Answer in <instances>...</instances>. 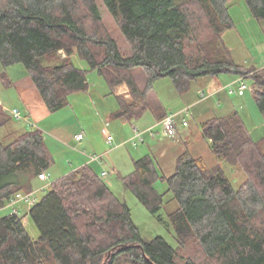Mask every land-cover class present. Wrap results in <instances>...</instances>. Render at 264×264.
<instances>
[{
  "label": "trees",
  "instance_id": "obj_1",
  "mask_svg": "<svg viewBox=\"0 0 264 264\" xmlns=\"http://www.w3.org/2000/svg\"><path fill=\"white\" fill-rule=\"evenodd\" d=\"M102 1L131 56L103 28L96 0H0V62L22 64L51 112L88 91L87 71L73 62L77 55L113 92L129 87V100L116 97L112 120L132 121L147 110L165 118L168 112L152 92L158 79L170 78L186 94L199 78L224 73L253 79L264 117V68L236 63L225 44V33L233 29V0ZM244 1L253 18L264 20V0ZM0 78L12 84L6 72ZM12 120L0 105V127ZM201 132L219 163L246 174L238 190L219 165L209 167L189 151L169 176L147 155L122 177L153 215L172 193L178 204L169 215L176 248L161 236L145 240L128 204L87 165L50 184L29 209L39 238L28 234L19 214L0 218V264H264V148L238 112L202 123ZM6 141L0 140V210L17 193H33L34 182L54 164L39 129L14 132ZM161 183L168 188L164 193L157 190Z\"/></svg>",
  "mask_w": 264,
  "mask_h": 264
},
{
  "label": "rangeland",
  "instance_id": "obj_2",
  "mask_svg": "<svg viewBox=\"0 0 264 264\" xmlns=\"http://www.w3.org/2000/svg\"><path fill=\"white\" fill-rule=\"evenodd\" d=\"M96 1L101 12L103 28L114 40H116L121 53L127 57L131 56L132 49L116 20L102 0ZM229 11L233 19V29L225 33L224 40L235 62L241 65L255 66L259 69H263L264 20L253 18L244 0H233L230 4ZM61 55L64 56L65 54L61 53ZM73 62L77 68L87 71L88 91L71 95L69 97L68 107L52 113L53 121L59 123L66 120L68 116L74 114L80 120L83 127L82 134L87 140L82 146V149L75 150L71 148L72 150L70 151L68 148H63L61 144L54 142L50 138L46 139V143L54 156V164L47 171V175L54 181L64 174L72 172L73 170H71L72 167L70 162L71 156H73L72 154H74L75 151L83 152V150H86L90 155L98 154L100 156L108 150L114 151H111V153L104 157V167L110 172V176L104 178L105 182L110 186L118 198L128 204L131 209L132 218L145 240H152L161 236L165 238L171 246L176 248L178 246L176 233L174 226L169 220V215L177 210L178 204L175 200H172V193H169L165 197L166 205L160 210L159 214L153 215L137 197L125 187L122 181V177L131 174L135 170V160L147 155L152 156L151 151L154 150L155 142H149L148 138H146V143L134 147L132 143L128 141L133 126L141 129L138 124L140 121L147 120L146 116L140 118L141 120L138 121V124L135 123L136 120H112L111 114L114 112V108L118 107V103L116 93L111 90L106 82V78L101 75L98 70H90L87 62L77 55L73 56ZM4 72L9 75L12 84L3 83L0 78V98L3 99V96H5L9 101V103H6V106L11 110L14 107L17 108L24 117L25 112L23 110H25L26 107L18 96V93L16 94V91L24 92L27 98L24 102H28L29 105L41 97L40 93L33 85L28 72L24 69L22 64L5 67L0 62V75ZM241 78L242 77L239 75L233 73L202 77L192 83L191 89L186 94L179 93L170 78H161L154 82L152 91L155 98L160 101L166 109L173 112L190 106V116L187 117L189 126L184 130L193 135V142L190 146L191 154L195 157L204 158L209 167L219 165L231 181L235 190H238L246 181V174L241 168L235 165L226 162H218L211 152L209 141L202 136L201 125L212 118L229 116L236 111L243 118L252 138L260 142L261 146L264 148V117L254 98L253 79H244L249 90L243 97H239L237 94H229L228 90L222 91L203 102L200 101V96L202 92H205L207 95L214 94L212 93L213 91L217 90L216 92H218L230 84L238 82ZM191 103L194 104L190 105ZM181 118L182 117H180V119ZM24 120L25 119H13L10 123L0 127V140L7 142L6 137L10 134L15 131L21 132L23 128L27 129V122ZM107 123H109V131L114 138L113 145L106 144L103 128ZM162 128V126H157L155 132L162 133ZM120 143L121 146L118 148ZM123 143L124 145H122ZM92 167L100 173L99 167L96 164L92 165ZM164 172L161 171V174H164ZM37 188L38 184L35 182L33 191L36 192V198L40 200L45 194V191H39ZM48 189L49 188L46 190ZM167 189V185L164 183L157 185V190L160 193L166 192ZM25 207L28 208L25 204L17 207L20 211V217L23 218L28 234L33 239H37L40 236V231L28 215ZM12 212V208L10 209V207L7 206L0 210V218ZM159 216L164 219L163 222L159 221ZM121 262L122 261H118L117 264H121Z\"/></svg>",
  "mask_w": 264,
  "mask_h": 264
},
{
  "label": "crops",
  "instance_id": "obj_3",
  "mask_svg": "<svg viewBox=\"0 0 264 264\" xmlns=\"http://www.w3.org/2000/svg\"><path fill=\"white\" fill-rule=\"evenodd\" d=\"M216 91L217 90L213 91L212 93H214ZM17 93H18V96L23 101V103L26 107V109H25L26 111L23 110L25 112V116H24L25 120L24 121H26L29 124V126H28V124L26 123L27 129L23 128V131H21V132H24L27 130L30 131V130H34V129H39L44 133L45 139L50 138L54 142L61 144V146L63 148H68L70 151L72 150L71 148H73L75 150L82 149V146L84 145V143L87 139L85 136L82 140L77 139V135L83 133V127H82L80 120L74 114L71 116H68L66 118V120L59 122V123H56L53 121V115H52L53 112L50 111L47 104L42 100L41 97L38 99L36 98L37 100L29 105L28 102L27 103L24 102V100L27 99L24 92L23 91H20V92L16 91V94ZM115 93H116V96H123L128 100L131 97L129 87L126 84L119 86L115 90ZM245 94L239 95V97H243V96H245ZM3 97H4L3 99L0 98V105L3 107V109L7 113H9L11 109L6 106L7 105L6 103H9V101L5 98V96H3ZM192 104H194V103H191L190 105H192ZM188 107H190V106H188ZM12 109H17V108L14 107ZM114 109L116 110L117 108H114ZM115 110H113V111H115ZM165 110L168 112V114L173 113V111L168 110L166 108H165ZM144 116H146L147 120L140 121L141 120L140 118H143ZM140 118L135 119L136 121L135 120H133V121H135V123H137V124H138V121H140V123L138 125H140V127L142 129V130L141 129L140 130L144 131V142H142V143L143 144L146 143V138H148L149 142H152V141L155 142L154 143V146H155L154 150L151 151L152 156L156 159L159 169L163 172L167 171V172H164L165 175H167V176L171 175L174 172L177 158L186 151L190 152V146H191V143L193 142V135L191 133L185 131L184 129L186 127H184L180 122L177 125V137H175V138L167 136L166 133L164 132L163 128H162V130H163L162 133L155 132V128L157 126H162L160 124L162 119H159L157 114H155L152 110H147L143 114V116H141ZM108 124L109 123H107L106 126L103 128V133H104V130H107V132L110 133L109 128H108L109 127ZM188 126H189V124H188ZM134 127H136V126H133V128ZM15 132H18V131H15ZM151 133H153V135H151ZM104 135L106 138V133H104ZM132 138H133V130L131 131V134H130L128 141L131 142ZM124 143L122 145H124ZM142 143H140V144H142ZM106 144H108L107 140H106ZM120 146H121V143L118 146V148H120ZM138 146H136V147H138ZM113 150H115V149H113ZM111 151L112 150H108L105 153H103V155L101 154V156L98 154H91V155L100 156L101 157L100 162H91V160H90L91 155L88 154L86 150L85 151L83 150V152L82 151H79V152L75 151L74 154H72L73 156H71V162H70V165L72 167L71 170H73V171L64 174L60 178L66 176L68 174H71L77 170H80L84 166H87V165L92 166L94 164H96L99 167V171H100L99 174H101V176L105 172L107 173V176H105V177L110 176V172L108 171V169L106 167H104L105 166L104 165L105 164L104 163V157L107 156L109 153H111ZM112 152H114V151H112ZM46 176L48 178L46 181H43V180H39V181L36 180L35 181L38 184L37 190L43 191V189L44 190L47 189L50 184H52L53 182L60 179V178H57V180L52 181L50 176H48L47 174H46ZM105 177H103V179ZM35 182H34V186H35ZM33 193H36V192L33 191ZM19 205H23V204L22 203L18 204L16 206V208ZM25 209L28 213L30 208L25 207ZM19 215H20V211H19Z\"/></svg>",
  "mask_w": 264,
  "mask_h": 264
},
{
  "label": "built area",
  "instance_id": "obj_4",
  "mask_svg": "<svg viewBox=\"0 0 264 264\" xmlns=\"http://www.w3.org/2000/svg\"><path fill=\"white\" fill-rule=\"evenodd\" d=\"M244 77H242L238 82L230 84L226 88L221 89L218 92H214V94L207 95L205 92H203L200 96V101H206L209 98H211L214 95H217L218 93L222 91L228 90L229 94H237V95H243L248 90V85L244 82ZM9 114L12 116L15 120H22L24 117L22 116L21 112L18 109H12L10 110ZM190 116V107L184 108L180 111L173 112L168 114L165 118H163L160 122V124L163 127L164 132L167 136L175 138L177 137V125L180 122L184 127L188 126L187 117ZM180 117H182L180 119ZM104 133H106V140L109 145H113L114 138L113 136L107 132V130H104ZM153 135V133H151ZM84 138L83 134L77 135V139L82 140ZM131 142L134 147L138 146L140 143L144 142V131H141L140 129L134 127L133 128V138L131 139ZM100 156L98 155H91L90 160L91 162H100ZM107 176V173H103L102 177ZM40 180L46 181L48 178L46 174L39 176ZM44 191V189H43ZM38 202V199L36 198L35 193H23L19 192L17 193L11 201L8 203V207L12 208L14 214H19V209L16 208L18 204H25L28 206V208H31L33 205H35Z\"/></svg>",
  "mask_w": 264,
  "mask_h": 264
}]
</instances>
